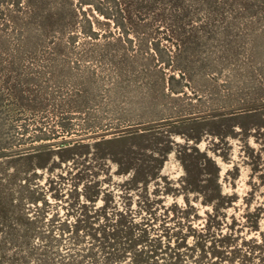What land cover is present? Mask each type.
<instances>
[{
	"label": "rangeland",
	"instance_id": "obj_1",
	"mask_svg": "<svg viewBox=\"0 0 264 264\" xmlns=\"http://www.w3.org/2000/svg\"><path fill=\"white\" fill-rule=\"evenodd\" d=\"M0 264H264V0H0Z\"/></svg>",
	"mask_w": 264,
	"mask_h": 264
},
{
	"label": "trees",
	"instance_id": "obj_2",
	"mask_svg": "<svg viewBox=\"0 0 264 264\" xmlns=\"http://www.w3.org/2000/svg\"><path fill=\"white\" fill-rule=\"evenodd\" d=\"M169 249H170V247H169ZM142 252H144V253H145V251H142Z\"/></svg>",
	"mask_w": 264,
	"mask_h": 264
}]
</instances>
